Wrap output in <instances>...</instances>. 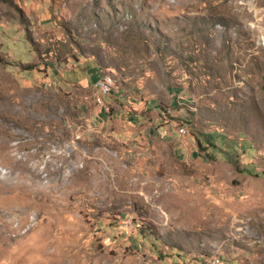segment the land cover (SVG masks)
Segmentation results:
<instances>
[{
    "label": "rangeland",
    "instance_id": "obj_1",
    "mask_svg": "<svg viewBox=\"0 0 264 264\" xmlns=\"http://www.w3.org/2000/svg\"><path fill=\"white\" fill-rule=\"evenodd\" d=\"M263 38L264 0H0V264H264Z\"/></svg>",
    "mask_w": 264,
    "mask_h": 264
},
{
    "label": "bare ground",
    "instance_id": "obj_2",
    "mask_svg": "<svg viewBox=\"0 0 264 264\" xmlns=\"http://www.w3.org/2000/svg\"><path fill=\"white\" fill-rule=\"evenodd\" d=\"M264 39V38H263ZM101 75V74H100ZM101 77L103 79H110V82L107 83L106 87L105 86H97V91H96V99H97V103H98V92L101 93V94H107L108 92H110L111 90V86L113 84V78L111 75H104ZM181 131V130H180Z\"/></svg>",
    "mask_w": 264,
    "mask_h": 264
},
{
    "label": "built area",
    "instance_id": "obj_3",
    "mask_svg": "<svg viewBox=\"0 0 264 264\" xmlns=\"http://www.w3.org/2000/svg\"><path fill=\"white\" fill-rule=\"evenodd\" d=\"M109 82H110V79H103L100 74H99L98 78L94 81L92 88H93V90H95L94 91V98H95L96 103H97V99H96L97 86H105L106 87L107 83H109Z\"/></svg>",
    "mask_w": 264,
    "mask_h": 264
},
{
    "label": "trees",
    "instance_id": "obj_4",
    "mask_svg": "<svg viewBox=\"0 0 264 264\" xmlns=\"http://www.w3.org/2000/svg\"><path fill=\"white\" fill-rule=\"evenodd\" d=\"M205 139H206L208 142L211 141V139H210L208 136H205ZM254 175H255V174H254ZM256 175H257V174H256ZM144 230H146V228H145Z\"/></svg>",
    "mask_w": 264,
    "mask_h": 264
}]
</instances>
